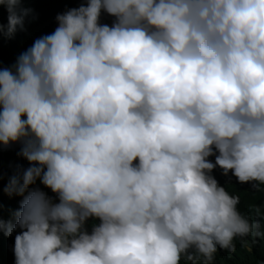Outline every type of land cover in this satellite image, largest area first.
<instances>
[{"label":"clouds","instance_id":"1","mask_svg":"<svg viewBox=\"0 0 264 264\" xmlns=\"http://www.w3.org/2000/svg\"><path fill=\"white\" fill-rule=\"evenodd\" d=\"M22 3L0 0V37ZM56 20L0 64V146L30 165L3 187L22 197L0 218L15 264H211L264 236L212 175L264 185V0H85Z\"/></svg>","mask_w":264,"mask_h":264},{"label":"trees","instance_id":"2","mask_svg":"<svg viewBox=\"0 0 264 264\" xmlns=\"http://www.w3.org/2000/svg\"><path fill=\"white\" fill-rule=\"evenodd\" d=\"M85 0H24L21 9L28 10L25 17V27L18 30L14 36L4 34L0 37V64L10 67L15 64L17 57L26 51L33 42L44 35L52 33L58 26L56 17L70 8H78ZM114 17L102 13L101 23L111 25ZM0 22L5 26L8 24V12L0 10ZM21 144L14 143L10 146H0V218L5 222H14V213L20 208L22 197L9 196L3 191L11 176L16 175L21 168L29 167V162L18 155ZM210 159L215 160V157ZM212 175L219 184L226 188L232 195L240 197L238 210L242 215L252 221H258L261 225L260 231L264 232V185L260 189L253 187V183H239L231 172L225 176L223 170L217 167ZM50 196H54L50 189L39 185ZM91 224V221L89 222ZM15 235L8 236L0 233V264H15L14 243ZM236 250L229 252L218 248L214 254L211 264H264V236L237 237L234 241ZM181 264H186L184 259ZM191 264V262H187ZM203 264V257L195 262Z\"/></svg>","mask_w":264,"mask_h":264}]
</instances>
